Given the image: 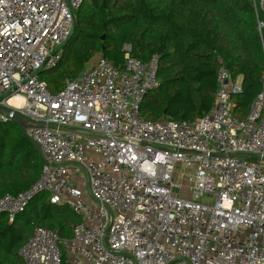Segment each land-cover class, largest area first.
Listing matches in <instances>:
<instances>
[{
	"label": "built area",
	"instance_id": "obj_1",
	"mask_svg": "<svg viewBox=\"0 0 264 264\" xmlns=\"http://www.w3.org/2000/svg\"><path fill=\"white\" fill-rule=\"evenodd\" d=\"M250 1L264 52V0ZM81 3L0 0V105L23 96L11 107L44 161L30 187L0 197V211L13 221L46 193L80 218L69 239L34 228L23 264H264V76L243 119L234 113L242 77L224 65L202 117L147 119L158 60L129 46L121 65L98 54L50 92L40 73L61 61Z\"/></svg>",
	"mask_w": 264,
	"mask_h": 264
},
{
	"label": "trees",
	"instance_id": "obj_2",
	"mask_svg": "<svg viewBox=\"0 0 264 264\" xmlns=\"http://www.w3.org/2000/svg\"><path fill=\"white\" fill-rule=\"evenodd\" d=\"M257 24L250 0H82L59 62L69 57L70 65L52 77L44 75L51 69H43L40 77L55 92L98 53L121 65L129 46L134 58L158 60L159 87L145 95L142 114L153 121L195 120L212 108L218 69L224 65L234 78L242 77L234 113L243 119L264 76ZM43 163L16 124L0 123V197L25 191L40 176ZM79 220L46 193L30 200L13 221L0 211V264H23L19 250L34 228L52 229L69 239Z\"/></svg>",
	"mask_w": 264,
	"mask_h": 264
},
{
	"label": "water",
	"instance_id": "obj_3",
	"mask_svg": "<svg viewBox=\"0 0 264 264\" xmlns=\"http://www.w3.org/2000/svg\"><path fill=\"white\" fill-rule=\"evenodd\" d=\"M0 111H3L5 114H7L9 116L10 121L12 123L16 124L22 130L23 134L33 142L35 148L42 155L37 142L34 141L32 138H30L28 133H27V128L30 126L29 120L27 118H25L17 109H15L11 106L0 105ZM52 126L57 127L56 125H52ZM60 128H62V127H60ZM239 156L247 157V154H239ZM263 158H264V156H263Z\"/></svg>",
	"mask_w": 264,
	"mask_h": 264
},
{
	"label": "rangeland",
	"instance_id": "obj_4",
	"mask_svg": "<svg viewBox=\"0 0 264 264\" xmlns=\"http://www.w3.org/2000/svg\"><path fill=\"white\" fill-rule=\"evenodd\" d=\"M98 54H101V53H98ZM98 54H96L95 57H97ZM94 58L91 60V62L94 60ZM68 59H69V57L67 59H65L62 63L58 64L57 67H55V68L47 71L46 73H44V75L46 77H50V76L52 77V76H57L58 74L64 72L67 69V67L70 65V62H68ZM90 63H88V64H90ZM88 64H86L85 67H87Z\"/></svg>",
	"mask_w": 264,
	"mask_h": 264
},
{
	"label": "bare ground",
	"instance_id": "obj_5",
	"mask_svg": "<svg viewBox=\"0 0 264 264\" xmlns=\"http://www.w3.org/2000/svg\"><path fill=\"white\" fill-rule=\"evenodd\" d=\"M22 102H23V96L22 95H14L9 99L8 104L10 106H15V108H17V107L20 108Z\"/></svg>",
	"mask_w": 264,
	"mask_h": 264
}]
</instances>
